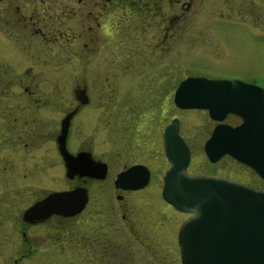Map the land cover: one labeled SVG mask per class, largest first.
<instances>
[{
  "label": "rangeland",
  "instance_id": "1",
  "mask_svg": "<svg viewBox=\"0 0 264 264\" xmlns=\"http://www.w3.org/2000/svg\"><path fill=\"white\" fill-rule=\"evenodd\" d=\"M229 1L205 0L201 8L195 3L189 11L184 10L180 19L174 20L173 36L168 40L169 86L163 81L157 84L147 83V75L136 73L142 68L135 66L117 70L116 79L93 80L94 83L87 85V93L92 94L93 101L84 106L82 113L74 119L67 139L68 146L87 147L93 156L108 162L109 177L99 182L86 183L90 200L80 214L73 218L46 219L41 224L29 227L27 234L35 244L32 254L24 258L21 257L25 253L21 233L24 223L21 220L25 209L45 194L55 190H68L76 182L66 178L62 162L40 161L35 165L32 160L23 159L28 157L27 150H17L13 154L12 150H7L6 109L12 106L6 105L9 101L0 100V264H90L84 259V254H81L84 251L80 246H75V243L73 245L70 239L80 238L92 228L98 227L100 234L105 230L104 235L111 242L117 240L118 229L123 225V220L117 212L112 178L116 171L135 161L147 165L152 177L145 188L146 193L140 195L141 198L133 203L129 212L125 211L128 217L137 222V230L142 234L143 242L141 245H137L139 241L135 245H125V251L128 252L130 248L134 253H166L169 257L168 264H181L176 232L187 218V213L167 206L161 197L163 172L169 166L162 153L161 132L165 124L174 118L178 119L180 135L190 148L187 168L189 173L228 176L253 188L264 189L263 180L250 167L228 156L216 163L208 161L202 151L203 144L215 122L209 119L205 110H181L172 102L174 90L180 80L188 76H203L207 79L236 78L264 89V0H239L251 3L255 10L246 23L231 18H215L220 12L226 13L224 5ZM252 27L256 31H252ZM4 48L0 40V49ZM20 61L18 58L13 59L12 68H9L13 83L7 86L0 83V93L16 95L28 89L27 91L38 93L42 95L41 98L49 100L47 105L41 102L37 112L43 118L40 127L43 136L40 133L36 138L49 144L59 132L60 118L68 111L73 92L82 87L79 84L81 72L78 70L75 75L71 69L54 67L28 70ZM157 69L147 72H153L152 77L156 72L158 77L160 72L162 76L166 75L165 67ZM93 71L91 75L94 79L97 75L95 73L99 72L97 69ZM25 77L35 79L29 84L18 81ZM58 96L60 101H57ZM132 100L135 101L134 105L130 104L134 102ZM17 102L19 101L15 99L13 103L16 115L19 113L17 109L26 108L24 105L16 107ZM54 103L57 107L53 106ZM107 105L111 110L109 124L105 113ZM227 121L235 123L231 119ZM142 201L150 204L149 211L140 205L143 204ZM160 222H166L165 235L153 231ZM50 232L67 243L55 245L54 239L50 238L52 234L49 236ZM126 234L128 236L127 232ZM135 235L130 233L131 237ZM148 237L159 240L151 243ZM160 237H164L165 244H161ZM133 262L158 264L149 261L148 256H142ZM161 263L165 264L159 262Z\"/></svg>",
  "mask_w": 264,
  "mask_h": 264
},
{
  "label": "flooded vegetation",
  "instance_id": "2",
  "mask_svg": "<svg viewBox=\"0 0 264 264\" xmlns=\"http://www.w3.org/2000/svg\"><path fill=\"white\" fill-rule=\"evenodd\" d=\"M204 2L205 0H0V40L1 44L5 47V50L0 49V69H2V72H0V83H4L6 86L13 83L14 79H12L13 77L9 68L12 66L14 58L21 59L20 63L24 64V68L28 70L40 67L67 68L71 69L72 74L75 75L79 70L81 72L79 84H81V88H85L86 90L85 96H87V102L81 104L76 99L74 92L72 99H69V108L66 114L74 109H76V113L72 116L70 126H68V139L74 119L82 113L84 106L90 105L93 101L92 94L87 93V85L94 83L92 82L93 80L116 79L117 70L123 67L135 66L140 69L142 68L141 71L136 73L147 75L145 77L148 81L147 83L157 84L163 81L169 86L168 40L169 37L173 36V22L184 15V10L189 11L188 9L195 3L201 8ZM227 3L224 5L226 6V13L220 12L215 18L220 19V17H224L229 20L231 18V20H241V23H246L255 12L251 3H243L239 0H230ZM252 31L256 30L252 27ZM163 67L166 68V71H164L166 75L162 76L160 70V77L156 76L157 72L154 77L151 76V74H154L153 72H147ZM94 69H97L99 74L95 73L97 75L93 79L91 74H93ZM111 70L113 71L111 72ZM110 74L112 75L110 76ZM33 79L35 78L25 77L20 78L18 81L29 84L33 83ZM88 79L90 83H88ZM56 80L59 79L56 78ZM27 90L25 89L24 93H18L16 95L13 93H0V100L9 101L6 105L12 106V108L6 109V148L7 150H12V154L16 153L17 150H27L28 157H24L23 159L32 160L35 165L39 164L40 161H48L49 163L50 161H57L63 163L58 148H56L57 143L55 137H57L59 132L55 137L53 136L55 140L49 142V144L36 139L40 136V133L43 136V130L40 128L42 127L43 118L37 112L40 109L41 102L47 105V101L49 100L47 98H41L42 95L38 93ZM15 99L19 101L16 107H20L21 105L26 106V108L17 109L19 112L17 115L14 114L15 108H13ZM21 100L24 102H20ZM57 101H60L59 96ZM130 104L134 105L135 101ZM53 106L57 107L55 103ZM105 113L108 116L106 122L109 124L111 110L109 111L108 109ZM62 119L63 116L60 118L59 126ZM230 119L235 122L233 123L234 125L240 122V119L236 116H230ZM53 137L52 139H54ZM66 146L68 151L73 155L84 151L89 152L88 148L84 146L78 148H74L71 145L68 146V140H66ZM89 154H91L90 156L93 159L105 163L106 175H104L105 177L103 179L108 178L110 171L109 163L93 156L91 151ZM133 165H144L149 170L150 177L147 185L141 189L132 191L128 189L121 190V188L114 186L117 174ZM211 175L222 177L217 174ZM151 177L152 174L149 167L138 161L127 164L121 170L119 169L115 172L112 178V191L117 201V212L120 213L119 216L123 220V225L119 228L120 230L118 229L119 237L117 240H112L113 242H111L109 237L104 235L105 230L100 234L98 227L92 228L90 230L91 233L88 231L86 235L84 234L80 238L70 239L73 245L80 246L84 251L81 254H84L83 257L88 263L134 264L133 261L141 259L142 256L145 258L148 256L149 261L157 262L158 264L159 262L169 263V257L166 253H134L133 249L130 251V248H128V252L125 251V245H135L138 241L139 244L137 245H141L143 242V236L137 230V222L133 218L128 217L125 211L129 212L133 203H137L141 198L140 195L143 196V193H146L144 191H146L145 188L149 185ZM223 177L232 180L228 176ZM103 179L86 176L79 178L74 176L73 180L76 182L74 187L80 186L87 189L88 202L90 200V194L86 183L88 181L99 182ZM63 190L65 189L57 191ZM142 203L140 205L145 206L147 211H149L150 204L145 203V201H142ZM166 205L169 206L168 203ZM85 206H87V203ZM85 206L76 215L83 212ZM188 216L189 214H187ZM73 217L52 215V217L50 216L46 219ZM44 221L37 223L23 221L24 229L21 233L25 253L21 257L24 258L25 256L31 255L34 249L35 242L27 234L28 228L41 224ZM164 223L160 222V225L158 227L155 226L156 229H153V231L165 235L167 225L165 226ZM126 232L128 236H126ZM129 232L131 235L132 233L136 234L135 237H131ZM51 234H54V236ZM49 236L54 239L55 245L67 243L66 241L62 242L63 240L58 239L59 236L55 237L54 232H50ZM147 239L151 240V243L159 240L153 237H148ZM160 240H162L161 244H165L164 237H160ZM159 250L160 248H158Z\"/></svg>",
  "mask_w": 264,
  "mask_h": 264
},
{
  "label": "water",
  "instance_id": "3",
  "mask_svg": "<svg viewBox=\"0 0 264 264\" xmlns=\"http://www.w3.org/2000/svg\"><path fill=\"white\" fill-rule=\"evenodd\" d=\"M76 99L87 102L85 88H76ZM181 110H205L216 122L203 151L211 163L224 156L250 167L264 182V89L236 78L188 76L180 80L173 94ZM76 109L60 123L56 138L65 176L103 179L105 163L89 152L70 153L66 146L68 130ZM234 115L240 123H226ZM163 153L169 163L163 176L162 199L173 208L189 213L180 224L177 243L181 264H264V190L199 172L189 173L190 150L180 135L174 118L162 132ZM144 165L119 172L117 188L136 190L149 181ZM87 189L53 191L25 209L22 220L37 223L52 215L73 217L87 203Z\"/></svg>",
  "mask_w": 264,
  "mask_h": 264
}]
</instances>
